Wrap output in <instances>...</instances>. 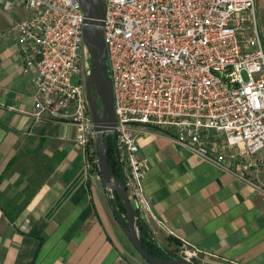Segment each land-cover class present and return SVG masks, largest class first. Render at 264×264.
Returning a JSON list of instances; mask_svg holds the SVG:
<instances>
[{
    "label": "built area",
    "instance_id": "1",
    "mask_svg": "<svg viewBox=\"0 0 264 264\" xmlns=\"http://www.w3.org/2000/svg\"><path fill=\"white\" fill-rule=\"evenodd\" d=\"M16 1L30 15L16 20L9 32L16 34L24 72L36 73L35 117L70 123L83 150L97 146L86 90L92 63L79 0ZM105 3L115 162L138 220L148 226L156 217L145 193L149 164L139 139L150 129L175 134L205 157L208 131L223 136L224 149L243 146L241 157L264 152V42L257 0ZM182 245L181 259L201 260L196 247L187 241Z\"/></svg>",
    "mask_w": 264,
    "mask_h": 264
},
{
    "label": "crops",
    "instance_id": "2",
    "mask_svg": "<svg viewBox=\"0 0 264 264\" xmlns=\"http://www.w3.org/2000/svg\"><path fill=\"white\" fill-rule=\"evenodd\" d=\"M257 9L264 42V0ZM29 15L16 0L0 6V264H133L92 148L78 147L70 123L34 115L36 73L9 32ZM223 140L204 133L205 157L167 130L140 137L145 193L166 229L147 227L158 244L189 242L205 264H264V154L241 157ZM2 207L20 214L11 222Z\"/></svg>",
    "mask_w": 264,
    "mask_h": 264
},
{
    "label": "water",
    "instance_id": "3",
    "mask_svg": "<svg viewBox=\"0 0 264 264\" xmlns=\"http://www.w3.org/2000/svg\"><path fill=\"white\" fill-rule=\"evenodd\" d=\"M85 15L84 42L91 56V71L86 81L87 99L96 125L100 175L114 215L136 251L150 264H195L184 259L161 260L148 253L142 244L135 207L126 188L118 181L109 164V142L115 135L114 91L109 73L104 40L105 0H79ZM118 194L126 210L127 223L116 213L113 195Z\"/></svg>",
    "mask_w": 264,
    "mask_h": 264
},
{
    "label": "rangeland",
    "instance_id": "4",
    "mask_svg": "<svg viewBox=\"0 0 264 264\" xmlns=\"http://www.w3.org/2000/svg\"><path fill=\"white\" fill-rule=\"evenodd\" d=\"M243 77L245 80H248L247 73H243ZM80 78L78 76H75L73 79V82L75 84L79 83ZM262 153V151L260 152ZM258 153V154H260ZM257 154V155H258ZM264 154V152H263ZM90 163L92 167L95 168V171L100 174V166H99V161H98V148L97 146H92L91 152H90ZM113 195V201H115V196ZM122 220L127 223V218L125 213H121ZM119 225V224H118ZM120 227V225H119ZM118 227V239H119V244L120 248L123 251V253L128 257V259L131 260L133 264H150L148 263L134 248L132 245L131 241L129 240L127 234L124 232V230L120 227ZM159 245H161V248L170 252L173 256L174 259H181L184 257V251L185 248L183 247L182 243H177L174 240L171 239H162L159 242ZM196 264H205L201 260H195Z\"/></svg>",
    "mask_w": 264,
    "mask_h": 264
},
{
    "label": "trees",
    "instance_id": "5",
    "mask_svg": "<svg viewBox=\"0 0 264 264\" xmlns=\"http://www.w3.org/2000/svg\"><path fill=\"white\" fill-rule=\"evenodd\" d=\"M109 164H110V167H111L112 172L114 173L116 179L118 181H120L121 183H123L121 174H120V172L116 166V162H115V151H114V140L113 139H110V142H109ZM114 196H115V201H113V202H114V205L116 207V213L122 219L121 213L126 214L125 206H124L123 202L121 201L118 194L114 193ZM8 206H9V204H8ZM2 208L5 212V215L8 217V219L11 222H14L20 214L19 212H11V211L7 210V208H5V207H2ZM138 227H139V232H140L142 244L144 246V249L148 253L152 254L153 256H155L156 258L161 259V260H172V259H174V256L170 252L162 249L161 247H159L157 245V243L154 240L153 235L150 233V231H149V229L145 223L138 220Z\"/></svg>",
    "mask_w": 264,
    "mask_h": 264
}]
</instances>
